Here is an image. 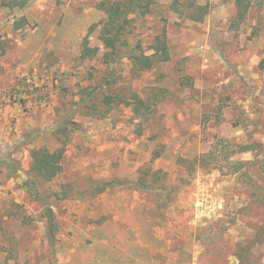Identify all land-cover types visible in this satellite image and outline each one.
<instances>
[{"label": "rangeland", "instance_id": "rangeland-1", "mask_svg": "<svg viewBox=\"0 0 264 264\" xmlns=\"http://www.w3.org/2000/svg\"><path fill=\"white\" fill-rule=\"evenodd\" d=\"M2 1L0 159L21 169L0 166V264H264V0L241 23L239 0H190L209 5L203 23L156 0L136 39L149 50L167 29L171 61L148 72L104 59L109 0ZM86 39L97 59L81 60ZM111 94L148 100L156 122L140 136L131 107L104 103ZM41 147L65 156L37 195L27 184ZM153 173L165 191L139 190Z\"/></svg>", "mask_w": 264, "mask_h": 264}, {"label": "trees", "instance_id": "trees-1", "mask_svg": "<svg viewBox=\"0 0 264 264\" xmlns=\"http://www.w3.org/2000/svg\"><path fill=\"white\" fill-rule=\"evenodd\" d=\"M34 0H4L2 5L11 9L19 8L21 10L28 9ZM250 0H239L237 5L240 9L239 21L243 22L246 18V14L249 11ZM176 5L182 7L184 6L189 12V18L195 23H203L207 16L210 15L209 5L202 6L196 4L194 1L190 0H176ZM158 2L156 0H109L101 4V8L105 11L107 17L100 26L99 40L102 42L103 47L107 50L104 55V59L109 61L113 59L118 61L119 59H128L131 61L133 67L140 72L151 71L159 64H165L171 61V50L169 46L167 29H163L156 37H154L149 50L144 48L142 41L136 39L137 31H140L142 27L146 26L147 18L154 14L159 9ZM142 20L144 23L138 24V21ZM27 25V20L25 18L17 21V28L23 29ZM6 52V47L0 43V57ZM147 52H150L148 54ZM100 56L99 48H92L89 45L88 39L85 40L83 44V50L81 55V60H94ZM261 68L264 69V62L261 64ZM108 84L112 82L108 81ZM92 94L87 95L86 98L83 97L82 102H87L91 99ZM158 100V99H157ZM119 103L131 107L134 118L140 120V125L138 127V134L141 136L145 133V126L150 127L156 122L155 111L153 104L148 100L140 97L138 94H133L130 98H126L123 95L111 94L104 95V103L107 105ZM68 117H65L63 125V133L67 136L69 131ZM76 127L72 132L79 130L78 124L74 123ZM78 125V126H77ZM61 128V131H62ZM158 136L156 132L154 138ZM67 141H65L64 146ZM241 151L243 153L249 152V147H242ZM31 156V167L30 176L34 179L30 185L27 184L34 190L37 189V183H50L56 180L63 172L62 161L65 156V149H58L56 151H51L47 147L34 148L30 152ZM209 157L204 155L201 157L203 162ZM0 166H5L10 171V176L16 175L20 169L21 164L15 159H0ZM156 173H153V186L146 184V182H141V179L137 183L139 190L147 192L161 193L165 191V187L156 185L157 180L155 178ZM117 182L106 183L103 185L97 184L94 190L103 191L107 187L114 186ZM154 189V190H153ZM38 189L35 190L38 195ZM67 193V192H66ZM50 216H53V212L49 211ZM53 224V223H52ZM54 230V225H53Z\"/></svg>", "mask_w": 264, "mask_h": 264}]
</instances>
